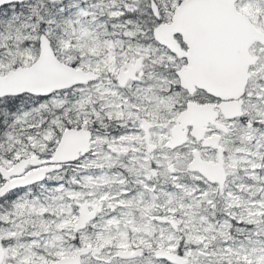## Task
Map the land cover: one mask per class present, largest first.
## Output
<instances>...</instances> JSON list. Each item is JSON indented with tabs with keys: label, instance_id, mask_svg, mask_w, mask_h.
<instances>
[{
	"label": "snow or ice",
	"instance_id": "snow-or-ice-1",
	"mask_svg": "<svg viewBox=\"0 0 264 264\" xmlns=\"http://www.w3.org/2000/svg\"><path fill=\"white\" fill-rule=\"evenodd\" d=\"M0 264H264V0H0Z\"/></svg>",
	"mask_w": 264,
	"mask_h": 264
}]
</instances>
